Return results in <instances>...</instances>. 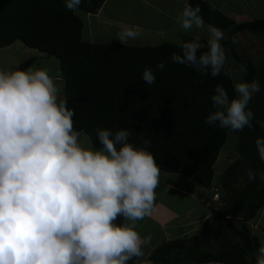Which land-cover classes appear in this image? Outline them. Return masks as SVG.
I'll list each match as a JSON object with an SVG mask.
<instances>
[{
    "label": "clouds",
    "instance_id": "clouds-1",
    "mask_svg": "<svg viewBox=\"0 0 264 264\" xmlns=\"http://www.w3.org/2000/svg\"><path fill=\"white\" fill-rule=\"evenodd\" d=\"M64 2L67 10L78 12L82 0ZM200 12L199 5L184 0L177 22L184 32L206 29V50L201 51L205 45L196 35L179 42L180 51L169 59L215 78L227 62L224 32L206 26ZM140 35L136 26H126L116 38L123 44ZM166 66L161 61L156 69L163 72ZM246 71L244 65L237 69ZM141 80L153 85L154 70L145 68ZM233 87L236 95L230 99L221 84L215 86L205 123L238 133L253 128L249 104L261 84L241 79ZM61 93L46 68L0 69V264L139 261L150 238L140 236L137 222L151 215L161 177L151 142L137 146L130 142V129L98 128L101 147L96 148L75 128V112ZM256 123L264 129V121ZM254 144L264 163V136ZM255 264H264V244Z\"/></svg>",
    "mask_w": 264,
    "mask_h": 264
},
{
    "label": "trees",
    "instance_id": "trees-1",
    "mask_svg": "<svg viewBox=\"0 0 264 264\" xmlns=\"http://www.w3.org/2000/svg\"><path fill=\"white\" fill-rule=\"evenodd\" d=\"M106 0H82L80 10L96 14ZM199 5L203 21L229 31L223 46L234 47V57L245 63L235 51L233 38L239 32L264 33V17L237 24L220 11L201 0L189 2ZM83 21L66 9L64 0H0V49L17 40L26 46L50 54L60 61L66 81L65 96L75 115L74 126L87 134L94 146L101 147L96 129H130V142L141 146L150 141V151L162 171L180 173L206 188L215 179L214 166L230 130L205 123L212 111L210 97L221 84L229 98H234V80L225 67L217 77L202 75L192 67L174 64L170 56L179 52L177 45L133 47L122 44H91L82 40ZM205 47L207 41H201ZM166 62L163 72L156 69ZM246 81L258 79L261 91L249 104L254 113L253 128L238 132L239 158L218 181L225 191V207L215 219L191 238L174 239L158 246L146 264H252L248 251L260 247L243 224L239 231L242 244L229 246L218 253L206 249L218 226L243 209V220H254L264 206V163L259 160L254 144L264 136L257 120L264 121V61L258 69L248 59ZM145 68H152L156 76L153 85L141 80ZM142 138V139H141ZM249 170L255 173L249 177ZM263 184V185H262ZM244 185L237 189L235 186ZM262 185V186H261ZM122 218L117 223H122ZM221 223V224H220ZM129 264H138L134 258ZM255 264V263H254Z\"/></svg>",
    "mask_w": 264,
    "mask_h": 264
},
{
    "label": "crops",
    "instance_id": "crops-1",
    "mask_svg": "<svg viewBox=\"0 0 264 264\" xmlns=\"http://www.w3.org/2000/svg\"><path fill=\"white\" fill-rule=\"evenodd\" d=\"M191 1L188 0V3ZM201 1L220 11L237 24L264 17V0ZM183 7L184 0H106L96 14L83 11V17L79 16V11L76 14L83 21L82 40L84 42L98 44L97 41H94L97 38L107 42L104 44L117 43L120 42L116 38L118 32L126 26H136L141 32L138 38L117 44L133 47H157L162 44H170L166 39L170 34L179 35V38L183 36V41L185 40L187 33L180 28L177 22V17ZM204 24L210 25L206 22ZM192 31H195L193 32L195 35H208L206 29H193ZM226 33L229 35L228 30ZM201 41H207V38L202 37ZM55 58L17 40L12 45L0 49V69L46 68L50 75L56 78L58 86L62 88L61 95L64 97L66 81L62 75L60 61L56 58L59 61L57 62ZM87 138L91 141L89 136ZM223 156L218 158L220 161H217L214 166L215 179L210 188L202 186L185 174L168 173L161 170L160 186L156 190L157 195L151 215L138 221L136 226V230L142 238H150L143 247L144 256L140 258L138 264H146L151 253L165 242L191 238L208 223L214 222L217 225L219 221L216 222L215 219L223 210L219 204H223V202L226 204L223 200L219 201L222 192L217 183L225 171L236 161L233 158L235 156L231 154ZM190 182H193L192 186ZM239 212L241 214H238ZM243 212V209H239L232 216H226V221H221L222 224L220 223L221 225L217 227L206 245L208 251L218 253L229 246L242 244L239 231L242 230L243 224L248 227L251 236L260 246L264 244V206L254 220H243ZM247 257L252 264L255 263V251H248ZM215 264L226 263L215 262Z\"/></svg>",
    "mask_w": 264,
    "mask_h": 264
},
{
    "label": "rangeland",
    "instance_id": "rangeland-1",
    "mask_svg": "<svg viewBox=\"0 0 264 264\" xmlns=\"http://www.w3.org/2000/svg\"><path fill=\"white\" fill-rule=\"evenodd\" d=\"M237 8V7H236ZM80 17H83V12L79 11L78 12ZM149 26V25H148ZM193 32L195 31H191V32H186L187 36L185 38L184 41H189L191 39H193L194 36H196ZM224 32V39L226 40L228 39V33L227 30H223ZM208 34V33H207ZM200 37H205L207 38L208 35L206 36V34H203L202 36L200 35ZM181 41H183V36H180ZM179 35H175V34H170L166 37L167 41L170 42V44H175L177 45L180 41ZM236 40H238V43L235 44V51L238 53L239 57L247 64L248 59H251L255 65L257 66V68L259 69L261 67V65L263 64L264 61V33H259V34H251L249 32H243V33H238L236 35ZM94 41H97L96 43L98 44H104L107 43L104 40H99L97 38L94 39ZM120 43V42H117ZM136 47V46H135ZM225 51H226V56H227V62L225 64V68L231 72V75L234 80V83L239 82L241 79H245V76L247 74L246 73H237V69L240 65H245V63H240L233 55L232 52V47H228V46H224ZM55 60L57 62H59L56 58ZM238 133H234V132H230L228 140L226 142V145L223 147L220 156L224 157L223 155L226 154H231L234 159L239 158V153H238V149H237V140H238ZM84 137H88L87 134H84ZM82 137V138H84ZM219 156V158H220ZM218 161H220V159H218ZM219 168V166H217ZM221 178V177H220ZM189 181V180H188ZM191 186L193 185V182H190ZM264 184V183H263ZM262 184V185H263ZM218 185V183H217ZM261 185V186H262ZM237 189H243L245 188L244 185H240L238 187V185L235 186ZM219 188V187H218ZM221 190V197L219 198L220 200L225 201L226 195H225V191L224 189L220 188ZM224 196V199H222V197ZM238 214H241V212H239Z\"/></svg>",
    "mask_w": 264,
    "mask_h": 264
},
{
    "label": "built area",
    "instance_id": "built-area-1",
    "mask_svg": "<svg viewBox=\"0 0 264 264\" xmlns=\"http://www.w3.org/2000/svg\"><path fill=\"white\" fill-rule=\"evenodd\" d=\"M216 197L218 198L219 197V195H216ZM219 207H223V204H219Z\"/></svg>",
    "mask_w": 264,
    "mask_h": 264
}]
</instances>
